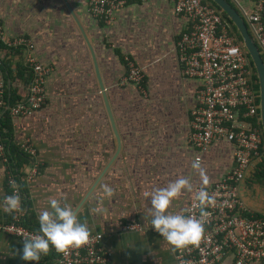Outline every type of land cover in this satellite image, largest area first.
<instances>
[{
	"label": "crops",
	"instance_id": "obj_1",
	"mask_svg": "<svg viewBox=\"0 0 264 264\" xmlns=\"http://www.w3.org/2000/svg\"><path fill=\"white\" fill-rule=\"evenodd\" d=\"M229 2L241 16L253 6L252 0ZM0 23L4 44L26 36L33 54L50 66L42 106L9 118L11 142L27 138L36 149L30 160L37 173L23 184L24 220L39 225L38 213L50 210L49 198L60 199L90 231L102 234L107 264H177L176 251L160 233L124 231L118 221L136 220L147 227L151 197L145 192L180 176L190 179L193 189L204 186L191 166L198 150L188 141L200 80L183 73L175 50L187 18L174 11L171 0L130 1L106 23L88 12L85 0H0ZM23 54L0 49V78L7 81L1 62L14 70L23 65ZM124 55L141 67L145 93L121 81ZM24 83L13 84L20 95ZM200 156L209 185L234 165L233 145L224 140L212 142ZM4 169L0 162V222L9 217L2 201ZM105 183L115 190L110 199L102 190ZM241 193L246 203L264 209V187L254 177ZM191 195L185 192L171 210L183 213ZM23 246L0 231V264H26ZM54 254L52 247L45 257ZM223 264H234L233 256H225Z\"/></svg>",
	"mask_w": 264,
	"mask_h": 264
},
{
	"label": "built area",
	"instance_id": "obj_2",
	"mask_svg": "<svg viewBox=\"0 0 264 264\" xmlns=\"http://www.w3.org/2000/svg\"><path fill=\"white\" fill-rule=\"evenodd\" d=\"M130 1L138 0H85V5L93 17L106 23L112 20L117 9ZM171 1L174 11L188 20L187 27L175 40L178 63L186 76L200 80L195 105L190 110L188 132V141L198 150L194 160L197 157L201 159V152L212 142L224 140L233 145L234 161L233 167L211 185L194 187L182 214L199 217L200 209L195 195L201 188L215 196L216 204L206 209L209 216L200 247L176 251V262L223 264V258L231 254L234 264L252 261L264 264V209L246 203L241 193L244 183L254 176L258 162L264 155L259 150L264 137L259 125L258 92L253 85L251 59L242 42L229 32L221 10L208 0ZM252 2L251 11H244L242 17L264 64V0ZM6 44L14 51L23 50L21 61L26 70V81L24 94L9 103L7 83L0 78V118L6 111L9 118L30 115L46 99L45 78L50 66L33 54L30 38L15 36ZM124 62L126 72L121 81L132 83L141 93H145L141 67L128 55H124ZM5 132L6 128L0 124V162L5 168L6 185L2 201L6 196L18 193L24 210L23 184L37 173V164L30 160L36 149L27 138L11 144L10 136L7 137ZM22 154L26 157L23 159L25 162L18 159H22ZM25 163H28L27 168ZM11 181H15V189ZM24 212L9 214L6 221L0 222V231L22 242L25 237L39 234L38 229L30 228L24 222ZM118 226L124 231L147 228L158 233L151 223L146 227L136 220L121 219ZM91 235L94 238L91 245L73 249L67 256L55 250L52 258L47 259L42 255L40 261H27L26 264H107L109 256L100 243L102 234L91 231Z\"/></svg>",
	"mask_w": 264,
	"mask_h": 264
},
{
	"label": "clouds",
	"instance_id": "obj_3",
	"mask_svg": "<svg viewBox=\"0 0 264 264\" xmlns=\"http://www.w3.org/2000/svg\"><path fill=\"white\" fill-rule=\"evenodd\" d=\"M191 166L198 173L202 184L208 186L209 177L198 157ZM10 183L13 189L17 187L15 181ZM102 190L109 199L115 195V190L107 183L102 185ZM192 191L193 184L190 179L180 176L165 187H157L144 194L151 197L149 209L151 226L172 246L173 252L200 247L205 234L204 225L209 216L206 209L216 204L215 196L201 188L195 195L200 209L199 217L171 210L175 201H178L185 192ZM48 203L50 210L45 209L38 213L39 234L24 238L21 257L23 260L38 262L42 255L49 254L52 247L56 252L67 256L71 250L93 243L94 238L87 223L80 220L72 207L56 198H49ZM3 210L9 214H22L24 210L20 195L14 192L6 196L3 200ZM91 211L96 213L99 209L93 208Z\"/></svg>",
	"mask_w": 264,
	"mask_h": 264
},
{
	"label": "trees",
	"instance_id": "obj_4",
	"mask_svg": "<svg viewBox=\"0 0 264 264\" xmlns=\"http://www.w3.org/2000/svg\"><path fill=\"white\" fill-rule=\"evenodd\" d=\"M213 6H215L217 9L220 10V8L212 1V0H208ZM221 15H222V19L224 21V23L228 26V30L230 33L234 34V36L236 37V39L239 41V42H242L241 41V37L237 31V29L235 28V26L233 25V23L231 22V20L227 17V15L221 11ZM0 49H3L6 51V53L8 54V50L6 49H9V51H14L12 50L11 48L7 47L6 44H4V42H2V40L0 39ZM18 51H20L19 49H17ZM130 57V56H129ZM131 58V57H130ZM7 61H2V68L3 70L5 71L6 73V83H7V88H6V94H7V98H8V101L9 103H13L14 100L16 98H19L20 94H19V91H21V89L17 86H13L14 82H16L17 80H23V81H26V77H24V73L26 72L25 68L23 67V65L21 64H18L16 66V68L13 70L9 67V65L6 63ZM250 64L252 66V71H253V74H252V79H253V85H254V88L256 90V93L258 92V82H257V78H256V74H255V71H254V67L252 65V62L250 61ZM126 67V66H125ZM9 116L7 115V111L2 115V117L0 118V124L3 125L5 128H6V132L4 133L7 137H9ZM260 125V123H259ZM13 144V143H11ZM14 145V144H13ZM15 148V146H14ZM261 152H264V139L262 140V144L260 146V149H259ZM21 158V157H19ZM26 158L25 156H23L22 154V159ZM256 181L262 186L264 187V155L262 157V160H260L258 162V169L254 172V176H253ZM257 215V214H256ZM24 222L30 227V228H33V229H38L39 230V225H32V224H28L26 222V220H24ZM34 226V227H33Z\"/></svg>",
	"mask_w": 264,
	"mask_h": 264
},
{
	"label": "water",
	"instance_id": "obj_5",
	"mask_svg": "<svg viewBox=\"0 0 264 264\" xmlns=\"http://www.w3.org/2000/svg\"><path fill=\"white\" fill-rule=\"evenodd\" d=\"M221 11H223L227 17L231 20L235 28L237 29L242 45L247 51L254 71L256 74L258 82V104H259V114H260V124L264 137V64L262 58L259 54L256 43L250 36L243 17L239 14L236 8L229 2V0H212ZM106 109H108L106 105Z\"/></svg>",
	"mask_w": 264,
	"mask_h": 264
}]
</instances>
